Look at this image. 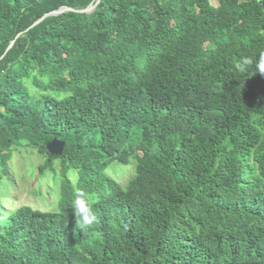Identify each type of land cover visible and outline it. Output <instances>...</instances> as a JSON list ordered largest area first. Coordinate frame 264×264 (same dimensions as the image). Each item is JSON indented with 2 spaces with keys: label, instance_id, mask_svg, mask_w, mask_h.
Returning a JSON list of instances; mask_svg holds the SVG:
<instances>
[{
  "label": "trees",
  "instance_id": "trees-1",
  "mask_svg": "<svg viewBox=\"0 0 264 264\" xmlns=\"http://www.w3.org/2000/svg\"><path fill=\"white\" fill-rule=\"evenodd\" d=\"M97 2L0 0L2 175L28 148L60 178L55 211L0 212V264H264V75L235 68L264 0ZM132 159L123 188L106 171Z\"/></svg>",
  "mask_w": 264,
  "mask_h": 264
},
{
  "label": "rangeland",
  "instance_id": "rangeland-1",
  "mask_svg": "<svg viewBox=\"0 0 264 264\" xmlns=\"http://www.w3.org/2000/svg\"><path fill=\"white\" fill-rule=\"evenodd\" d=\"M44 160L37 151H30L28 148H15L9 153L8 176L2 175L0 167V212L12 211L21 206L44 212L57 209L59 171L58 175L50 171L40 175L38 166L43 164ZM106 172L124 188L135 174V161L132 159L129 165L116 161ZM69 176L73 181L77 177L74 171Z\"/></svg>",
  "mask_w": 264,
  "mask_h": 264
},
{
  "label": "clouds",
  "instance_id": "clouds-1",
  "mask_svg": "<svg viewBox=\"0 0 264 264\" xmlns=\"http://www.w3.org/2000/svg\"><path fill=\"white\" fill-rule=\"evenodd\" d=\"M254 67L255 72L264 75V51H261L258 58L241 57L235 64L239 72H247L249 68ZM75 198L72 202L77 226L81 229H91L97 221V217L92 209L91 198L83 189L75 190Z\"/></svg>",
  "mask_w": 264,
  "mask_h": 264
},
{
  "label": "water",
  "instance_id": "water-1",
  "mask_svg": "<svg viewBox=\"0 0 264 264\" xmlns=\"http://www.w3.org/2000/svg\"><path fill=\"white\" fill-rule=\"evenodd\" d=\"M100 0H98L99 2ZM97 2V4H98ZM91 6L90 8L86 9V10H83V11H78L80 13H84V12H87V13H91L92 11L95 10L96 6ZM67 10H71L69 8H63V9H60L59 11H56V12H53V13H50V14H47L45 15L43 18H41L40 20H38L32 27H34L35 25L39 24L42 20H44L46 17H49V16H55V15H59ZM64 149H65V142L63 141H60V140H53L52 142H50L48 145H47V151L51 154V155H54V156H61L64 152Z\"/></svg>",
  "mask_w": 264,
  "mask_h": 264
}]
</instances>
